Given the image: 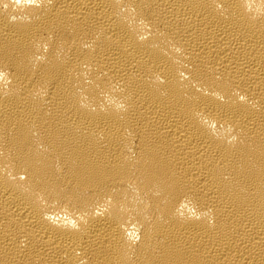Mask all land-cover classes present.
Here are the masks:
<instances>
[{"label":"bare ground","instance_id":"obj_1","mask_svg":"<svg viewBox=\"0 0 264 264\" xmlns=\"http://www.w3.org/2000/svg\"><path fill=\"white\" fill-rule=\"evenodd\" d=\"M0 264H264V0H0Z\"/></svg>","mask_w":264,"mask_h":264}]
</instances>
